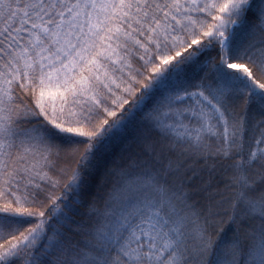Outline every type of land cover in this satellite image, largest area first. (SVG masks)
<instances>
[{
	"label": "snow or ice",
	"instance_id": "obj_1",
	"mask_svg": "<svg viewBox=\"0 0 264 264\" xmlns=\"http://www.w3.org/2000/svg\"><path fill=\"white\" fill-rule=\"evenodd\" d=\"M0 264H264V0H0Z\"/></svg>",
	"mask_w": 264,
	"mask_h": 264
}]
</instances>
